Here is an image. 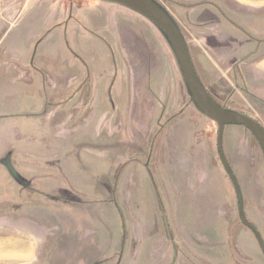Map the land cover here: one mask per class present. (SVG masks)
<instances>
[{
    "label": "rangeland",
    "instance_id": "374dc122",
    "mask_svg": "<svg viewBox=\"0 0 264 264\" xmlns=\"http://www.w3.org/2000/svg\"><path fill=\"white\" fill-rule=\"evenodd\" d=\"M154 1L178 26L202 86L264 128L263 104L243 94L254 87L243 88L234 66L226 71L229 61L212 63L198 25L179 19L173 3ZM225 2L233 4L229 20L264 29V0ZM0 7L16 13L7 24L36 7L7 25L0 43V216L47 221V213L54 247L62 234L65 264H264L240 222L218 126L191 101L156 27L100 0H0ZM43 8L58 16L65 9V25L49 29ZM3 51L27 58L10 61ZM222 149L245 217L264 242L262 152L235 126L224 127Z\"/></svg>",
    "mask_w": 264,
    "mask_h": 264
},
{
    "label": "crops",
    "instance_id": "0c3cea01",
    "mask_svg": "<svg viewBox=\"0 0 264 264\" xmlns=\"http://www.w3.org/2000/svg\"><path fill=\"white\" fill-rule=\"evenodd\" d=\"M167 1L173 3L175 15L179 19L187 18L189 25H198L196 30L202 35L198 41L207 48V54L213 60V64L220 62L225 64L229 61L226 69L229 71L231 66L237 65L236 60L240 56V58L249 57L239 65V70L243 74L244 82L254 87L253 94L262 98L264 90L260 91L258 88L264 86V29H260V25L256 26L245 21L246 26L241 22L238 26L246 34L239 31L228 21L226 11L231 9L233 4L225 0ZM34 8L36 7L23 8L20 13L17 12V18L13 23L8 21L7 24L6 16H14L16 13L12 11L7 13L5 7H0V43L5 27L14 25L24 15L33 12ZM42 10L50 19L49 29L61 28L65 25V9H62L61 16L48 8ZM255 17L251 15L248 19ZM1 55L10 61L17 57L21 60L27 58L25 53L17 56L13 51L9 53L3 51ZM0 63L3 65L6 62L2 60ZM42 216L48 221L47 213L44 212ZM47 221L25 214L0 216V264H65V243L62 234L58 235L57 239L61 246L54 247L56 241L52 226L53 219ZM46 223L50 224L51 229Z\"/></svg>",
    "mask_w": 264,
    "mask_h": 264
},
{
    "label": "water",
    "instance_id": "95a60500",
    "mask_svg": "<svg viewBox=\"0 0 264 264\" xmlns=\"http://www.w3.org/2000/svg\"><path fill=\"white\" fill-rule=\"evenodd\" d=\"M129 9L150 22L164 36L177 60L183 82L190 94V99L198 111L218 126V155L228 175L238 201L239 218L243 226L251 231L264 256V242L256 229L248 223L243 212V201L240 189L231 172L222 149L224 127L235 126L247 130L257 142L264 158V128L250 117L228 111L215 103L202 86L193 67L188 46L175 21L169 13L154 0H100ZM10 173L11 170L9 169Z\"/></svg>",
    "mask_w": 264,
    "mask_h": 264
},
{
    "label": "flooded vegetation",
    "instance_id": "af4514ba",
    "mask_svg": "<svg viewBox=\"0 0 264 264\" xmlns=\"http://www.w3.org/2000/svg\"><path fill=\"white\" fill-rule=\"evenodd\" d=\"M239 13H241V12H239ZM245 14V13H244ZM228 21L230 22V24H232L233 26H235V28H237L239 31H241L242 33H244V34H246L242 29H241V27H239L238 26V24H236L235 22H233L232 20H229V18H228ZM232 21V22H231ZM248 37H250V39H255L254 37H251V36H248ZM256 40V39H255ZM246 58V59H245ZM247 58H249V57H244V58H242V60L240 61V63L239 64H237L236 66H234L233 68H232V74H233V76L235 77L236 75L239 77V79H241V81H242V86H243V88L245 87V82H244V78H243V74L240 72V71H237V68L239 67V65L241 64V63H243L245 60H247ZM208 92V91H207ZM208 94L211 96V97H213L209 92H208ZM243 94L246 96V97H248L249 99H252L255 103H257V104H259L260 105V103L261 104H263L261 107H264V100H263V98H261V97H257V95L255 96L253 93H251L250 91H248V90H246L245 88H244V90H243ZM264 95V94H263ZM213 100H215V98L213 97L212 98ZM215 102H216V100H215ZM218 103V102H217ZM243 115H245V114H243ZM245 116H247V115H245ZM248 117V116H247ZM257 122V121H256ZM258 123V122H257ZM226 172V171H225ZM232 172V171H231ZM227 175V174H226ZM234 176V175H233ZM227 177H228V175H227ZM235 178V177H234ZM228 179H229V177H228ZM236 180V179H235ZM229 181H230V179H229ZM237 182V181H236ZM230 183H231V181H230ZM232 184V183H231ZM237 185H238V183H237ZM232 187H233V185H232ZM238 187H239V185H238ZM233 189H234V187H233ZM240 189V188H239ZM234 192H235V190H234ZM241 192V191H240ZM235 195H236V193H235ZM241 196H242V194H241ZM236 199H237V197H236ZM242 201H243V199H242ZM237 206H238V201H237ZM243 212H244V209H243ZM238 214H239V210H238ZM244 216H245V212H244ZM246 218V217H245ZM240 219V218H239ZM247 220V219H246ZM248 221V220H247ZM241 222V221H240ZM249 224H251L250 222H248ZM242 224V223H241ZM252 225V224H251ZM254 228H255V226L254 225H252ZM245 227V226H244ZM246 228V227H245ZM256 229V228H255ZM249 230V229H248ZM250 231V230H249ZM256 231H257V229H256ZM258 232V231H257ZM250 233H251V231H250ZM252 234V233H251ZM253 235V234H252ZM253 237H254V235H253ZM229 238V237H228ZM254 239H255V237H254ZM257 242V241H256ZM261 251V250H260ZM232 255V254H231ZM230 255V256H231ZM229 256V257H230ZM232 257V256H231Z\"/></svg>",
    "mask_w": 264,
    "mask_h": 264
},
{
    "label": "trees",
    "instance_id": "16d2710c",
    "mask_svg": "<svg viewBox=\"0 0 264 264\" xmlns=\"http://www.w3.org/2000/svg\"><path fill=\"white\" fill-rule=\"evenodd\" d=\"M178 27V26H177ZM189 50V49H188ZM189 54H190V52H189ZM190 58H191V56H190ZM191 61H192V59H191ZM192 64H193V62H192ZM193 67H194V64H193ZM194 69H195V67H194ZM195 72H196V69H195ZM196 74H197V72H196ZM197 76H198V74H197ZM198 78H199V76H198ZM200 80V79H199ZM201 82V81H200ZM203 85V84H202ZM204 87V86H203ZM204 89L206 90V88L204 87ZM206 92H207V90H206ZM207 94H208V92H207ZM208 96L211 98V96L208 94ZM212 99V98H211ZM213 100V99H212ZM214 102H215V100H213ZM215 103H217V102H215ZM220 107H222V108H224L223 106H221L219 103H217ZM225 109V108H224ZM226 110V109H225Z\"/></svg>",
    "mask_w": 264,
    "mask_h": 264
},
{
    "label": "built area",
    "instance_id": "2783aa9c",
    "mask_svg": "<svg viewBox=\"0 0 264 264\" xmlns=\"http://www.w3.org/2000/svg\"><path fill=\"white\" fill-rule=\"evenodd\" d=\"M165 9V8H164ZM166 10V9H165ZM167 11V10H166Z\"/></svg>",
    "mask_w": 264,
    "mask_h": 264
}]
</instances>
